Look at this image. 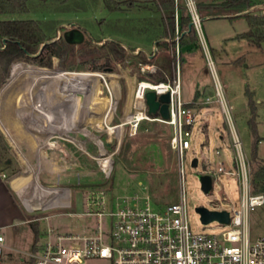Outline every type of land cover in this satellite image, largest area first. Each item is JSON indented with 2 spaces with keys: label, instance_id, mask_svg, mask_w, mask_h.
I'll use <instances>...</instances> for the list:
<instances>
[{
  "label": "rangeland",
  "instance_id": "obj_1",
  "mask_svg": "<svg viewBox=\"0 0 264 264\" xmlns=\"http://www.w3.org/2000/svg\"><path fill=\"white\" fill-rule=\"evenodd\" d=\"M84 1L87 5L86 11L64 12L60 10V7L64 5L63 0H53L52 3L50 0H36L35 2L38 4L34 8L32 7L30 13L0 14V20L26 18L54 20L57 36L63 35L67 30L79 28L84 31V35L91 37L93 42H95L94 38H100L101 43H104L115 38L105 28L106 24H110L116 18H145L162 15V12L157 10L142 9L143 5L140 6L141 8L136 5L131 10L110 12L104 8L106 0ZM179 1L182 2V0ZM248 10L249 13L264 14V0ZM198 11L201 16V34L207 45L208 55L200 41L190 45L189 51L181 50L179 77L182 98L192 100L195 97L201 101L208 92V94H212L214 82L215 80L218 81L222 86L225 99L231 107L233 124L245 151L249 165L251 191L261 192L264 196V190L260 191L261 180L257 178V172L260 169L264 170V40L256 45L247 39L237 37L239 33L248 28V25L245 17L242 14L237 15L234 10L227 11L231 12L228 15L223 14L224 11L207 13L210 15H207L203 9H198ZM121 44L125 46L127 51L124 58L119 61H111L108 67L98 69H93L92 66L101 64L103 60L95 63L88 56L76 57L70 69L60 67L56 57L52 58L50 67L41 66L30 59L15 60L11 64L8 74L0 82V172H4L8 181L17 178L13 185L19 187V184L32 174L22 176L26 173L8 137L18 143L21 142V139H25L32 146L34 152H37L38 144L44 142L43 135L47 133L36 128L33 133L29 130L28 124L31 125L32 122L24 121L21 110V108L27 109L32 115L34 114L35 111H32L28 99L25 102L22 99L20 106H14L8 100L10 92L16 89L18 81L16 73L21 66L58 69L70 73L96 72L101 77L92 81L91 84L80 79H75V81L84 100L88 101L93 98H108L110 100L112 110L106 117L110 131L102 123H98L95 129L91 128L90 125H86V127L94 133V135L92 134L93 142L89 143L88 150L91 154L97 155L99 154L98 146L102 143L105 153L112 154V172L108 178H105L98 169L95 159L85 157L79 151L76 143V152L81 156L78 158L81 169L70 171V174L74 173L75 178L78 179L71 186L75 198L72 208L35 209L28 214L24 213L25 218L29 219L28 216H30V219L35 220L32 222H36V220L39 222V235L47 227L61 233L82 232L84 217L81 219L74 213L78 209L76 208L78 197L86 190L98 188L108 190L111 186L112 193L123 194L140 190L141 186H145L153 198L154 207L178 201L182 191L185 200V219L190 229L192 231L219 233L222 226L218 224L217 220L203 225L195 208L203 206L209 210L231 211L232 208L239 206V188L236 176L217 171L219 162H222L226 169L231 168L234 153L224 114L215 101L200 106L201 115L196 116L197 122L194 124L190 136V148L185 151L181 181L178 172V157L169 143L172 134L169 125L159 121L144 120L140 123L133 137L130 134L119 137V128L116 125L120 123L123 115L125 119L130 118L129 112L137 81L152 80L137 76L132 71L133 66L142 74L154 72H142L138 68L139 58L135 57L136 51L139 52L142 49V51L150 52L154 44H140L133 52L129 51V44L125 40L122 39ZM166 55L167 50L158 48L151 63L158 65L162 60H165ZM249 100L250 104L255 107V130L260 138L256 142L254 155L251 149L253 135ZM25 104L26 106H24ZM84 105V102L81 101L78 107L82 108ZM51 116L52 118L48 119V128L53 126L55 129L57 126L58 129L55 132H49V134L60 137L59 142L69 143L66 139L73 135L68 134L71 123H64L56 112H53ZM90 121L92 123V120ZM83 125L84 123L81 122L79 127H83ZM55 139V137L49 136L48 141ZM76 139H81L80 133H76ZM51 144L53 145V143ZM216 150L219 151V154L215 153ZM48 154L50 155L49 152ZM194 157L197 158L198 163L196 166H191V160ZM38 164L37 161L34 168L38 167ZM34 168L31 171L35 170ZM208 169L213 170L215 175L212 189L205 193L201 189L197 173ZM81 171L84 173L80 174ZM64 177L65 173L61 174L58 180L56 177L47 178L44 174L40 176L43 183L52 182L54 184H66ZM40 188L37 197L33 196L31 199L21 192L20 196L26 206H43L44 208V206L47 207L57 201V195H53L51 190L43 186ZM61 198H63V194L60 193L59 199ZM27 223L25 225L16 224L9 229L12 237L20 236L21 239L20 241L16 240V245L22 243V248L19 245L18 247L22 250L24 248L26 252L30 251L31 244L29 241L31 231L27 228ZM249 231L251 236L264 234V204L250 211ZM7 232V229L4 228V235H7ZM6 243H8L7 239ZM19 257H23L21 252L12 259L17 261ZM82 264H101V262L94 260Z\"/></svg>",
  "mask_w": 264,
  "mask_h": 264
},
{
  "label": "built area",
  "instance_id": "obj_2",
  "mask_svg": "<svg viewBox=\"0 0 264 264\" xmlns=\"http://www.w3.org/2000/svg\"><path fill=\"white\" fill-rule=\"evenodd\" d=\"M174 36L165 38L168 43L167 53L171 59L172 72H163L164 79L153 81L138 80L134 89L130 118L124 117L116 125L119 137L130 134L133 137L140 123L144 120L159 121L172 129L170 147L178 157V172L183 178V160L185 151L190 148V136L196 116L201 115L200 106L215 101L218 103L227 122L233 147L232 166L226 169L219 162L217 171L235 175L239 188V206L228 212V223L219 233L192 231L185 219V200L180 194L179 200L154 207L153 198L148 189L123 194L107 193L103 189H89L83 196V211L74 213L84 217L85 229L82 232L61 233L47 227L44 239L34 250L26 253V264H82L86 261H100L101 264H264V234L251 236L249 231V214L264 203L261 192H252L250 188L249 165L240 137L234 127L222 86L214 82L212 94L203 96L202 100L185 101L180 86L181 45L179 43V6H184L194 29L197 41L203 46L201 34V16L196 0H174ZM125 47V46H124ZM158 47L153 45L150 57L157 54ZM138 53V51H136ZM212 68V64L209 61ZM144 71H155L158 66L153 63H138ZM214 75V74H213ZM153 90L156 95L169 94L167 102L168 118L147 113L145 93ZM103 147L102 144L99 145ZM219 154V151H215ZM112 154L100 149L93 156L97 167L105 178L112 172ZM198 163V161H197ZM209 174L211 169L199 172ZM63 194L61 201L47 207L70 206L69 190L62 187L44 186ZM223 210V209H221ZM208 224V223H207ZM206 225V224H203ZM4 235L0 229V263L4 249Z\"/></svg>",
  "mask_w": 264,
  "mask_h": 264
},
{
  "label": "trees",
  "instance_id": "obj_3",
  "mask_svg": "<svg viewBox=\"0 0 264 264\" xmlns=\"http://www.w3.org/2000/svg\"><path fill=\"white\" fill-rule=\"evenodd\" d=\"M36 0H0V14H21L30 13L38 2ZM64 5L60 10L86 11L87 5L84 0H63ZM52 3L53 0H50ZM142 6L145 10H157L162 12L160 17L145 18H116L110 24H106L105 30L113 34L115 38L101 43L100 38L84 35L81 42L70 43L62 35L57 36L54 20H39L35 18L26 19H3L0 20V82L8 74L9 67L15 60L30 59L41 66L50 67L52 58L58 59V64L62 68H72L76 57L88 56L93 62L103 60L99 65L92 66L93 69L108 67L111 61H119L124 58L126 48L121 44L125 40L129 44V51H135L140 44H156L158 48L167 50L168 43L165 38L174 36V0H106L104 8L110 12L131 10L135 6ZM253 6L251 0H224L218 4L203 5L197 2V8L210 11H232L241 12ZM141 8V7H140ZM179 43L181 46L197 41L194 29L190 26V19L184 6H179ZM248 28L237 35L239 38L247 39L256 45L264 40V14L245 13ZM110 27V28H109ZM3 39H5L3 41ZM53 40V41H52ZM44 42H48L43 45ZM36 56H30L35 55ZM150 52L139 50L135 57L140 62L151 63L154 56L150 57ZM154 72L138 71L134 66L132 71L140 78H151L153 81L164 79L163 72L171 74V59L167 53L165 60L158 65ZM251 129L253 135L252 152H256V142L260 139L255 130V107L250 104ZM250 124V122H249ZM257 178L261 180L260 191L264 190V170L257 172ZM33 241L31 250H34L37 243L38 228L32 223Z\"/></svg>",
  "mask_w": 264,
  "mask_h": 264
},
{
  "label": "crops",
  "instance_id": "obj_4",
  "mask_svg": "<svg viewBox=\"0 0 264 264\" xmlns=\"http://www.w3.org/2000/svg\"><path fill=\"white\" fill-rule=\"evenodd\" d=\"M222 1H224V0H198V3L206 5V4H212V3H220ZM251 1L253 2V6H254L257 3L260 4L262 0H251ZM203 10H205L204 12L206 14L207 13H210V14L213 13V11L207 10L206 8H204ZM218 12L219 11H216V10L214 11V13H218ZM249 12H250L249 10L241 11V12H237V15H241V14L243 15V14L249 13ZM210 14H207V15H210ZM223 14L228 15V14H231V12L224 11ZM206 17H208V16H206ZM192 44H196V42L181 46V50L185 49V50L189 51V49L191 48L190 45H192ZM204 44H205V46H204L205 51L208 55L207 45L205 42H204ZM208 93L205 95H208ZM185 101H190V100L185 99ZM70 112H71L70 115L73 118L75 112L72 110ZM123 117H124V115H123ZM73 119L75 120V118H73ZM72 124H74V125H72ZM79 124H81V122ZM79 124L76 123V121L71 122V127L69 128L70 133H68V134H73V135H71V138L66 139L69 141V143L59 142L58 139L60 137L53 136L50 134L49 136L55 137L56 139L49 141L48 145H44V142L39 143L37 152H34V150L32 149V146L25 139H21V142L18 143L14 139L12 141V139L7 136L9 141H11L12 147H14L15 153L18 154V156H19L18 159H19L21 165L23 166L24 172L26 173L22 176H27V175L33 174L32 173L33 171H31V169L35 167L34 165L37 161L40 163L41 160H44V163L45 164L48 163L49 166H50V163L55 164L53 169H51L49 166H46V165H41V166H39V168H37V167L34 168L35 169L34 173L36 172L35 178L37 180V183L40 186H50V187L53 186L56 188H58V187L67 188L69 190V201H70V206L68 208H72V205L75 203L73 187H71V186H73V184L78 181V179L75 178L76 175H74V173L70 174V171L78 170L79 168L81 169V167H79L80 166V164H79L80 159H78L79 157L81 158V156H80V154H78L76 152V148H75L76 143L80 149L79 151L81 153H83L85 155V157H87L88 159L93 158V156H96V155L91 154V152L88 150V145L93 139L90 130H88V129L83 130V131L78 130L79 128H77V127H79ZM28 125L30 126L29 130H31V132L33 133L35 128H33L30 124H28ZM84 126H85V124L83 125V127ZM55 129L53 130L54 132L57 131L58 127L56 126ZM74 129H75V131L72 132V130H74ZM76 129L78 130L77 132H76ZM76 133H80L81 139H76ZM49 136H48V138H49ZM51 143H53V145ZM96 144H97V142H96ZM100 149H104V148L103 147L100 148L98 146V153H99ZM48 152L50 153V155L48 154ZM66 171H68V172H66ZM63 173H65L64 181L66 182V184H54L52 182L51 183H43L41 181V178H40V176L42 174H44L47 178L56 177L58 180L59 176ZM81 173H82V171L80 172V174ZM4 175H5L4 172H0V210H1L0 211V229L2 230V232H3L4 228L7 229L8 234L4 235V233H3L5 241H4V249L2 252V264H13V263L26 264V259H25L26 256L25 255L27 252L24 250V248H23V250L20 249V248H22V243L18 244L20 248L18 247V245H16V240L20 241L21 238H20V236L12 237L9 229L16 224L17 225L18 224L19 225H25V223L28 222L27 228H29L31 231L29 241L32 244L33 230L31 229L30 224L34 223L37 225V228H38L39 222H37V220H36V222H32L35 220L30 219L31 218L30 216H28L29 219H26L24 213L28 214L29 212H32L35 209H41V210L43 209L44 210L45 208L40 207V206H35V207L29 209L28 207H26V205L24 204V202L20 196L21 192L23 193L22 186H20L21 187L20 188V187H15L13 185V182L17 178L15 180L8 181L6 179V176H4ZM24 182H23V185H24ZM87 191L88 190H86L84 193H86ZM105 191H107V193H109V194L112 193L111 186L108 190L106 189ZM30 193L31 192L29 191V194ZM84 193L78 197V202L76 203V205H77L76 208H78V209H76L77 210L76 213H80L83 211ZM74 207H75V205H74ZM46 217H42V218H46ZM79 218H81V217H79ZM85 222L86 221L84 219V222L82 223L83 231H84L85 225H86ZM40 228H42V227H40ZM45 230H43V233H41L40 235H39V230H38L39 239L37 237L36 246L38 244H40L42 242V240L44 239ZM6 239H7L8 243H6ZM31 244H30V248H31ZM30 251H31V249H30ZM20 252L23 254V257H19L17 261L13 260L12 258H14V256L19 254ZM11 262H13V263H11Z\"/></svg>",
  "mask_w": 264,
  "mask_h": 264
},
{
  "label": "bare ground",
  "instance_id": "obj_5",
  "mask_svg": "<svg viewBox=\"0 0 264 264\" xmlns=\"http://www.w3.org/2000/svg\"><path fill=\"white\" fill-rule=\"evenodd\" d=\"M16 77L18 79L16 89L10 92L8 100L11 101L14 106H20V102L22 99L24 100V102L25 100L27 101V99L29 100L32 111H35L33 112V115H35L36 117L33 116L27 109L23 108H21L22 115L24 121L26 120L32 122L31 125L34 128H36L37 130L40 129L41 132H47L43 135L44 145L49 144V132H53L54 129L53 126L51 128H48L47 126V123L49 121L48 119L52 118L51 114L53 112H56L59 117H61L64 123H71L73 121H76V123L79 124L80 122H84L85 126L77 127L79 128L78 130H87L88 128L86 127V125H90L91 128L95 129L98 123H102L106 125L108 130L110 131V127L106 123L107 114L110 110H112L110 100L108 98H93L88 101L84 100L83 94L81 93L78 84L75 81V79H80L84 80L87 84H91L92 81L101 77L99 73H70L58 69L50 70L34 66H28L25 68V66H21V68L16 73ZM81 101H83L85 104L82 108L78 107ZM24 106H26V104ZM71 110L75 112L73 117L75 118V120L70 115ZM86 112L87 114H85ZM90 120H92V123H90ZM90 132L94 135L91 130ZM41 165L49 166L48 163H44V160H41L37 168H39V166ZM54 165V163H50L49 167L53 169ZM34 171L35 170H33V174L31 176L27 177L24 180L26 183L23 181L24 185L23 182L19 184V187L22 186L23 194H26L29 199L39 194L41 189L35 178L36 172L34 173ZM29 191L31 192L30 194ZM51 191L53 195H57L56 202L61 201L62 198L59 199L60 193L57 194L56 191ZM26 207L30 209L35 206ZM0 264H2V262Z\"/></svg>",
  "mask_w": 264,
  "mask_h": 264
},
{
  "label": "water",
  "instance_id": "obj_6",
  "mask_svg": "<svg viewBox=\"0 0 264 264\" xmlns=\"http://www.w3.org/2000/svg\"><path fill=\"white\" fill-rule=\"evenodd\" d=\"M61 35H58L60 37ZM68 42L77 43L81 42L84 38V31L79 28H73L67 30L62 35ZM5 39H3L4 41ZM53 41V40H52ZM48 42H44L41 46ZM30 55V56H36ZM169 100V94L163 93L160 95H156L153 90H149L145 93V103L147 106V113L150 116L159 115L162 119L168 118V107L167 102ZM197 165V158L194 157L191 160V166ZM197 177L199 178L201 189L207 193L212 189V178L209 174L197 173ZM195 210L199 213L201 222L203 224H207L210 221L217 220L221 223H228L229 216L226 210H209L203 206H197Z\"/></svg>",
  "mask_w": 264,
  "mask_h": 264
}]
</instances>
